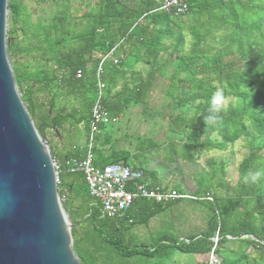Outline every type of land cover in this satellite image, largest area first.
<instances>
[{
	"label": "trees",
	"instance_id": "trees-1",
	"mask_svg": "<svg viewBox=\"0 0 264 264\" xmlns=\"http://www.w3.org/2000/svg\"><path fill=\"white\" fill-rule=\"evenodd\" d=\"M34 1L50 4L53 14L39 15L32 23L24 0H8L6 52L20 98L43 140L48 131L60 138L64 126L79 125L88 139L96 88L93 68L115 48L119 63L107 64L102 76L104 108L116 118L131 107L143 106L145 112L157 74L163 76L170 68L164 78L165 96L171 99L168 107L174 109L168 126L180 144L170 140L146 145L148 139L138 137L130 155L115 149L110 135L98 133L91 152L94 168L121 163L142 170L163 190L183 194L180 186L172 181L162 184L155 171L144 168L140 153L159 145L166 149L169 162L178 157L190 162L197 154L225 151L240 139L247 149L237 166L236 181L208 180L204 187L200 180L193 198L180 199L204 210L194 219L201 232L194 234L190 222L181 218L180 231L177 225V232L161 234L147 246L134 243L127 232L147 225L180 200L137 199L125 218L102 217L92 205L83 173L68 172V161L81 160L85 147H63L57 157L49 142V154L60 165L57 191L75 225L71 238L81 264H208L212 249L218 264H264V176L256 183H243L246 172H264V0H187L188 11L179 17L157 11L153 0ZM183 27L190 35L189 50L172 60L163 58L170 49L180 52ZM138 64L149 71L142 76L135 68ZM77 71L82 72L80 79L75 77ZM217 92L232 101L221 108L220 120L210 124L205 118ZM60 98L69 102L77 98L78 105L67 110L59 106ZM67 132L73 138V132ZM128 162H137L138 168ZM208 166L213 178L214 162ZM220 171L224 174L222 167ZM216 235L213 248L211 239ZM195 256L200 260L192 261Z\"/></svg>",
	"mask_w": 264,
	"mask_h": 264
},
{
	"label": "water",
	"instance_id": "water-1",
	"mask_svg": "<svg viewBox=\"0 0 264 264\" xmlns=\"http://www.w3.org/2000/svg\"><path fill=\"white\" fill-rule=\"evenodd\" d=\"M7 3L0 0V264H81L49 144L31 121L11 71Z\"/></svg>",
	"mask_w": 264,
	"mask_h": 264
},
{
	"label": "rangeland",
	"instance_id": "rangeland-1",
	"mask_svg": "<svg viewBox=\"0 0 264 264\" xmlns=\"http://www.w3.org/2000/svg\"><path fill=\"white\" fill-rule=\"evenodd\" d=\"M25 11L30 15V20L35 23L36 17L39 15L50 17L53 14V9L50 4H37L34 0H24ZM7 30V23H6ZM176 30V29H174ZM184 36V41L182 48L179 49L180 52L170 49L165 57L166 59L172 60L175 55L187 52L190 48V35L188 29L183 27L180 32ZM21 40V36H18ZM168 42V41H167ZM10 64L11 61L9 60ZM135 68L143 75H145L149 68L144 64H138ZM170 68L166 69L162 75L156 76L153 94L149 100V104L144 112L143 106L131 107L122 116L117 117L116 124L105 125L99 130V135H110L113 141V147L117 150L127 151L130 155H133L134 148L137 143V138L148 139L146 145L149 141L155 142L157 144H163L164 142H169L170 140H175L178 142V136L172 135L169 132L168 123L170 122V117L174 113V109L168 107L171 99L165 96V86L168 82L164 80L165 75L169 74ZM171 72V71H170ZM164 80V81H163ZM117 89H120L118 86ZM18 91V89H17ZM19 93V92H18ZM20 95V93H19ZM69 99L60 98L58 100L59 106H66L69 110L72 106L76 107L78 105L77 98H74L71 102ZM231 99L223 100L221 108H224ZM70 103V104H69ZM67 130L73 132V138L70 137ZM61 137H55L51 131L46 132V141L51 143V145H56L57 148L63 150V145L65 143L72 144L73 142L82 144L85 146L86 137L85 131L82 125L74 127L72 129L64 126L63 132L60 133ZM69 136V137H68ZM211 140L217 138L215 136L210 137ZM167 144V143H166ZM153 148L149 151H144L145 153H140L138 160L144 168L157 173V180L162 184L163 182L172 181L173 184L178 185L183 190V193L193 195L196 190L197 184L200 180L203 181L204 187L208 185V180H212L213 183L217 181H223V179L231 180V182L237 179V166L246 155L247 149H245V142L243 139L236 141L226 148L225 151H208L202 154H197L192 161L188 162L181 158H174L172 162H169L167 158L166 149L162 146ZM179 147L175 146L174 150H178ZM181 149V148H180ZM131 160V159H130ZM213 161L216 167V175L212 178L211 168L208 166V162ZM134 168H138L137 162H128ZM220 167L223 168L222 174ZM224 179V180H225ZM163 186V185H162ZM64 198L61 199L60 204L63 206ZM73 205L77 206L78 202L73 200ZM200 207L195 205H190L185 200H180L175 202L172 207L165 208L162 212L157 214L152 220L148 222L147 225L136 226L131 228L126 237L132 238L134 243H144L147 246H151L155 243L156 238L161 234H173L180 231L181 225L178 221L181 218H186L190 222V230L194 234H198L199 227L194 223V219L198 216V212L202 213ZM178 225V229L177 228ZM176 227V228H175ZM189 230L186 228L185 231ZM201 257H194L192 261H199Z\"/></svg>",
	"mask_w": 264,
	"mask_h": 264
},
{
	"label": "built area",
	"instance_id": "built-area-1",
	"mask_svg": "<svg viewBox=\"0 0 264 264\" xmlns=\"http://www.w3.org/2000/svg\"><path fill=\"white\" fill-rule=\"evenodd\" d=\"M158 4L161 13L183 16L188 11L187 0H153ZM119 59L115 55V48L99 59L94 66L95 96L90 109L88 139L85 144V155L81 160L72 158L68 161V172L83 173L92 199V205L99 210L102 217L108 219H123L130 210L131 204L137 199L148 200L156 203H168L180 199L193 198L190 194H180L174 190H163L161 185L150 182L142 170H132L121 163L109 164L102 168H94L91 164L92 145L94 137L99 133V126L116 124L117 118L111 116L103 106V91L105 82L102 80L104 68L107 64L116 65ZM75 77L80 79L82 72L77 71ZM56 175V184L59 182L60 165L53 160ZM211 200L209 197L206 198ZM217 235L211 239L215 247ZM208 264H218V259L211 250Z\"/></svg>",
	"mask_w": 264,
	"mask_h": 264
},
{
	"label": "clouds",
	"instance_id": "clouds-1",
	"mask_svg": "<svg viewBox=\"0 0 264 264\" xmlns=\"http://www.w3.org/2000/svg\"><path fill=\"white\" fill-rule=\"evenodd\" d=\"M223 99V95L220 92L214 94L212 107L209 109V115L205 118L210 124H216L220 120L219 113L221 110ZM261 176H264V172H261L259 170H250L243 176V183H256L259 181Z\"/></svg>",
	"mask_w": 264,
	"mask_h": 264
},
{
	"label": "crops",
	"instance_id": "crops-1",
	"mask_svg": "<svg viewBox=\"0 0 264 264\" xmlns=\"http://www.w3.org/2000/svg\"><path fill=\"white\" fill-rule=\"evenodd\" d=\"M72 146H76L77 148H81V147H84V145H82V144H79V143H76V142H73L72 144H66L65 143V145H63V147L66 149V150H68L70 147H72ZM52 150H53V152H54V154H56L57 155V157H59L60 155L58 154V153H61L62 151V149H59V148H57L56 147V145H52Z\"/></svg>",
	"mask_w": 264,
	"mask_h": 264
}]
</instances>
